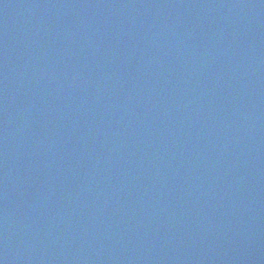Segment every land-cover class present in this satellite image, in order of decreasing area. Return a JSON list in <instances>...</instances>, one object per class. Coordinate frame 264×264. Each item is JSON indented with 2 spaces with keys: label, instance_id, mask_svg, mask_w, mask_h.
I'll use <instances>...</instances> for the list:
<instances>
[{
  "label": "water",
  "instance_id": "95a60500",
  "mask_svg": "<svg viewBox=\"0 0 264 264\" xmlns=\"http://www.w3.org/2000/svg\"><path fill=\"white\" fill-rule=\"evenodd\" d=\"M0 264H264V0H0Z\"/></svg>",
  "mask_w": 264,
  "mask_h": 264
}]
</instances>
